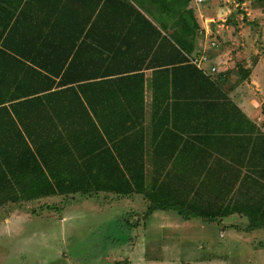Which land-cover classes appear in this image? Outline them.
<instances>
[{"label": "crops", "instance_id": "crops-1", "mask_svg": "<svg viewBox=\"0 0 264 264\" xmlns=\"http://www.w3.org/2000/svg\"><path fill=\"white\" fill-rule=\"evenodd\" d=\"M209 1L215 10L199 9L194 0H130L142 15L124 0L55 3L50 9L52 38L68 44L69 60L78 62L76 72L91 79H84L82 88L68 85L69 100L53 94L60 88L48 93L44 102L48 104L40 106L49 115L37 113L36 125L31 115L26 116L29 131L17 120L21 134H15V129L4 134L7 163L13 153L26 149L27 141L43 170L62 181L61 176L70 179L82 174L77 183L90 189L96 187V180L114 182L116 188L131 183L136 192L129 195L105 189L89 196L103 197L106 205H125L135 211L133 216H143L151 201H158L188 210L205 206L230 210L213 222L237 217L248 222L244 210L251 211L255 205L259 213L264 206V160L255 152L264 134V0H244L241 5ZM190 7L194 17L187 13ZM237 7L241 15L236 14ZM183 13L190 24L201 27L190 53L171 37L177 19L184 28ZM244 15L249 25L259 19L256 38L251 27L239 24ZM210 23L216 45L204 38ZM202 54L209 57L204 66L210 73L192 62ZM252 54L257 59L249 75L235 83L232 70L238 63L246 64ZM53 55L65 58L64 53ZM212 66L217 72H211ZM204 75L219 84L210 87ZM76 93L83 99L82 119L77 117V102L69 98ZM78 121L82 128H76ZM12 139L18 141L17 148L8 144ZM10 204L15 203L0 211ZM19 213L37 214L21 206L9 212L8 222L18 220ZM154 214L178 221L181 236L191 237L185 231L198 230L204 236L201 217L185 219L174 208L156 209ZM167 246L171 245L164 241L162 248Z\"/></svg>", "mask_w": 264, "mask_h": 264}, {"label": "rangeland", "instance_id": "rangeland-1", "mask_svg": "<svg viewBox=\"0 0 264 264\" xmlns=\"http://www.w3.org/2000/svg\"><path fill=\"white\" fill-rule=\"evenodd\" d=\"M194 1L200 4L199 9L217 8L209 0ZM221 2L229 5L236 0ZM239 8L237 15L242 14ZM238 21L251 27L253 36L258 31L255 23L259 19L249 25L244 15ZM210 29L208 25L207 31ZM256 59L252 54L246 64L236 65L232 70L235 83L242 74L245 77ZM4 142L5 137L0 141V156ZM89 194L77 191L55 199L10 204L0 211V264H148L149 257L152 264H264V228L248 232L249 221L238 217L220 222L205 220L204 236L198 230L185 231L191 237H184L178 221L169 219V215L165 220L159 214L149 219L139 214L136 217L125 205H106L103 197L90 198ZM21 206L37 214L19 213L18 220L8 222L9 212ZM164 241L171 245L166 250L162 248Z\"/></svg>", "mask_w": 264, "mask_h": 264}, {"label": "trees", "instance_id": "trees-1", "mask_svg": "<svg viewBox=\"0 0 264 264\" xmlns=\"http://www.w3.org/2000/svg\"><path fill=\"white\" fill-rule=\"evenodd\" d=\"M61 1L0 0V141L5 137L6 132H14V129L15 134H21L20 129L17 127V120L21 122L26 131H29L31 126L30 124L27 125L26 116L31 115L29 119H32L33 125H36L34 116H37V113H42V116L49 115V111L41 108L40 105L46 106L48 104L44 102L48 100L46 97L50 96L48 93L53 89L60 88L59 91H55L53 94H58L62 100H69L66 95L68 85L78 84L82 88L80 83L84 79H91V77L85 78L84 75L76 72L78 62L73 59L69 60L71 52L67 53L68 44L54 42L52 38L54 30L51 27L53 20L50 9L55 3ZM187 1L189 3L191 0ZM172 2H175V0H172ZM236 2L241 5L244 0H236ZM124 4L132 7L137 14L142 15L131 4L130 0H124ZM45 8L44 17H40L42 10ZM187 13L189 17H194V11L191 7L188 8ZM183 15L184 13L180 17L184 28L180 23V19H177L173 23L171 37L180 48L190 53L195 47V38L201 27L197 22L190 24ZM144 20L150 23L145 17ZM178 27L180 32H178ZM58 52L65 54L63 60L53 58V54ZM189 67L196 68V66ZM227 73L224 74L227 75ZM249 73L250 71H247L245 76H248ZM94 77L96 78V75ZM204 77L210 87L219 84L218 81L212 80L208 76L204 75ZM240 77L242 79L244 76L241 75ZM69 96L77 102V117L82 119L84 116L83 108L80 107L83 105L82 96L78 93L75 94L76 97ZM77 127L82 128V123L78 121ZM260 138L261 142L256 144L255 152L260 153L261 158L264 160V134ZM24 143L26 149L19 154L13 153L11 163H7L9 155H4L3 152L0 156V208L9 202L18 204L41 197L66 195L77 191L92 193L107 189V191H116L123 195L136 192L129 182L119 184L116 188L114 182L110 184L109 182L96 180L95 188H85L84 185L79 186L77 183L78 177L83 180L82 174L77 177L70 175V179H67L66 175L61 176L62 181L60 178H56L55 174L44 171L30 144L27 141H24ZM31 143L33 146L36 144L34 140ZM8 144H10V147L15 144V148H17L18 141L12 139V141H8ZM6 165L7 169L5 168ZM170 208L178 210L185 219L201 217L210 222L230 212V210L226 212L213 206L188 210L166 202L151 201L143 217L147 219L156 209ZM130 211L132 214L135 212ZM244 211L250 217V224L247 228L249 231L260 227L264 228V206L260 208L259 213L256 208L254 211L251 208L252 212L249 209ZM253 212L257 213L252 215Z\"/></svg>", "mask_w": 264, "mask_h": 264}, {"label": "built area", "instance_id": "built-area-1", "mask_svg": "<svg viewBox=\"0 0 264 264\" xmlns=\"http://www.w3.org/2000/svg\"><path fill=\"white\" fill-rule=\"evenodd\" d=\"M198 3H202L204 0H196ZM208 34H212V30L210 29L209 31H206L205 32V35H206V37H208L207 38V42L209 43V44H211V45H216V40H214V39H212L211 37H210V35H208ZM209 61V57H208V55L207 54H202L201 56H199V57H194L193 59H192V62L194 63V65H196L198 68H200V69H202L203 71H207L208 73H210L209 71H208V69L206 70V68H205V66H204V64L205 63H207ZM206 72V73H207ZM211 72L212 73H214V72H217V67H215V66H212L211 67Z\"/></svg>", "mask_w": 264, "mask_h": 264}, {"label": "water", "instance_id": "water-1", "mask_svg": "<svg viewBox=\"0 0 264 264\" xmlns=\"http://www.w3.org/2000/svg\"><path fill=\"white\" fill-rule=\"evenodd\" d=\"M209 27L213 30V26L211 27V23L209 24Z\"/></svg>", "mask_w": 264, "mask_h": 264}]
</instances>
